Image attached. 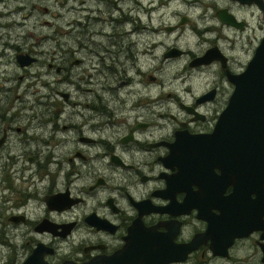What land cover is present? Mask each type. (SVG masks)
<instances>
[{"label": "flooded vegetation", "instance_id": "flooded-vegetation-1", "mask_svg": "<svg viewBox=\"0 0 264 264\" xmlns=\"http://www.w3.org/2000/svg\"><path fill=\"white\" fill-rule=\"evenodd\" d=\"M91 1L98 5L99 36L104 33L103 22L110 30L99 48V74L111 78L122 73L124 77L113 87L126 86L130 88L128 98L133 97L130 103L126 98L120 100L127 114L115 127L109 124L108 128L99 121L91 126L97 133L95 137L85 134L81 124L73 126L78 135L73 141L70 137L64 140L74 148L71 155H49L40 157L42 160H36L38 156L35 160L27 157L23 166L17 159L0 160V175H14L22 167L14 177L9 176L11 183L14 185L16 180L14 186L18 184L20 188L9 189L1 177V192L5 189L15 195L8 206V199L3 198L4 225L14 224L17 228L9 230L15 233L12 236L3 233L0 244L10 242V237L26 238L24 246L32 242L21 256L13 251V255L0 257V264H26L27 256L39 245L45 247L40 257L45 264H264L263 164L252 156V150L247 151L245 162L232 164L231 155L216 153L213 142H197L194 146L189 137L212 132L232 91L227 72L237 74L244 70L264 32L261 29L259 34L249 35L244 17L227 7H213L215 16L218 9L233 16L234 25L218 21L220 28L228 32L209 38L208 28L195 30L198 43L203 44L198 53L177 44L164 45L161 63L186 56L185 65L190 70L213 72V84L192 94L189 101L175 98L180 114L168 113L171 123L155 124L143 111L147 102H140V98H152L147 89L155 77L141 68L157 57L154 50L162 39L188 20L182 17V23L180 19L173 24L160 20L169 0H148L147 7L135 4L126 9L120 6L123 0ZM231 1L237 7H255L264 12L254 3ZM48 2L0 0V50L12 52L10 59L0 53V66L12 63L14 71H20L18 83L25 78L48 85L61 72H66V83H72L73 74L64 69L66 65L56 63L52 52L45 58L44 52L23 50L9 41L20 34L32 35L33 23L28 27V20L37 11L49 16ZM153 12L159 19L155 25L151 23ZM70 22L82 25L78 19ZM41 23L47 31L58 32L53 18ZM210 48L214 50L208 63L189 65ZM19 53L33 60L20 65L16 60ZM80 63V59L72 61ZM127 68L133 75L125 76ZM187 77L175 76L173 80L187 81ZM223 83L229 85L228 89L222 87ZM56 93L63 99L69 95ZM94 110L98 120L99 113L107 111L121 115L119 106L104 105ZM68 127L62 125L61 129ZM12 130L20 128L15 126ZM0 132L2 150L7 134L5 124ZM23 141L31 139L24 136ZM82 144H93L98 149L96 155H85L77 146ZM94 162H99V172L92 170ZM59 246L66 248L60 254Z\"/></svg>", "mask_w": 264, "mask_h": 264}, {"label": "rangeland", "instance_id": "rangeland-1", "mask_svg": "<svg viewBox=\"0 0 264 264\" xmlns=\"http://www.w3.org/2000/svg\"><path fill=\"white\" fill-rule=\"evenodd\" d=\"M47 1H49L48 5L50 8L49 16H43L41 11H37L28 20V27L31 28L30 23H33L32 35L20 34L16 36L14 41L10 39L9 41L23 50L30 48L31 52H36V50L44 52L46 54L45 58L47 53L52 52L55 55L56 63L66 65L64 69L73 74L71 76L72 83H66V72L57 73V80L50 81L49 84L47 83L48 85L36 82L34 79L25 78L22 79L21 83H18L17 76L20 71L17 69L14 71L12 63L0 66V129L5 124L7 133L2 143V150H0V160L15 162V159H17L19 166L25 165L24 161L27 157L35 160L38 156L36 160H42L40 157H48L49 155H71L74 148L67 146L64 140L70 137L73 141L78 135L77 131L72 129L73 126L78 127L81 124V129L85 134L95 137L97 133L93 131L95 129H92L91 126L97 125L99 121V124H105L108 128H111L109 124L115 127L116 123L120 122L127 114L124 105L120 104V100L126 98L128 99L127 103H130V98L133 97L128 98L129 95L127 96L130 88L127 89L126 86L113 87L118 83L119 79L124 77L122 73L111 78H104L102 74H99V48L105 44V35L109 34L110 30L107 22H103L104 27L101 30L104 33L99 36L98 5L91 0H83L85 1L83 3L70 0ZM147 1L123 0L120 2V6L123 9L131 8L135 4L147 7ZM183 1L186 0H169L168 8L160 20L164 23L173 24L185 17L188 22L185 20L184 23L179 25L178 31L167 35L166 39H162V43H159L154 50L157 57L153 58L150 64L141 68L142 71L150 72L155 77V80L148 85L147 89L152 98H140L142 104L147 102L143 111L151 122L155 124L171 123L172 121L167 116L168 113L172 115L180 114L175 98L189 101L192 94L198 93L213 84L210 81L213 72L210 73V71L207 72V70L202 69L190 70L185 65L186 56L171 60L167 64L161 63L160 52L164 45L177 44L181 48L198 53L203 44L200 45L198 43V37L194 33L195 30L208 28L207 35L209 38L218 32H228V30L225 31L224 27L220 28L219 20L213 14V7H227L237 16L244 17L249 24L247 29L249 35L251 33L254 35L259 34L261 29L264 32V12L260 13L255 7L240 8L231 3V0H192L195 7L190 6L189 8L188 4ZM202 12H205L204 16H200ZM259 14L261 15L259 16ZM52 18L58 29L56 33H53L52 30L47 31V27L41 23L43 19ZM72 18L80 20L82 25L78 26L74 22H70ZM157 21L159 19L156 13L153 12L151 14V23L155 25ZM0 53L5 59H10L12 52L11 49H4L3 51L0 50ZM63 59L65 62H60ZM73 59H80L81 63L78 65L72 64ZM117 70L119 71V68ZM132 72V70L127 68L125 76L126 74L133 75ZM174 74L176 76L179 74L183 77L188 76L186 78L187 81L171 79ZM192 79L193 81H191ZM222 87L228 89L229 85L223 83ZM26 89L27 91H25ZM35 89H38V92ZM56 91L68 92L69 95L66 99H63ZM38 93H41L40 97ZM166 93H170V95L166 97ZM99 97L102 98V101L99 100ZM104 105L107 108L119 106L121 115L107 111L106 113H99L98 120L94 109L100 110ZM158 113L163 114V117H158ZM126 120L130 121L128 117ZM26 123L28 124L27 126L24 125ZM64 124L69 126V130L67 128L61 129ZM15 126H18L20 130H12ZM24 136L31 139V141H23ZM77 146L84 151L85 155H96L98 150L93 144H90L89 147L85 144ZM54 160L60 161V159L56 158ZM90 166L91 164H89V169ZM21 168L18 167V171ZM92 170L99 172V162L92 163ZM8 174H1L0 182H3L1 181L3 176L9 189L20 188L18 184L14 186L18 183L16 180H14V185L11 183L12 178L10 177H14V175ZM17 179L20 182L19 176ZM14 196L8 190L4 189L3 192L0 190V239L3 233H8L12 236L15 233L9 232V230L12 231L17 228L14 224L4 225L3 198L8 199L6 204L8 206L13 202ZM25 239H13L10 237V242H2L3 244H0V257H4L7 254L13 255V251L19 256L23 255V252H27L32 243L29 241L24 246L23 242ZM5 245H8V247ZM17 245L19 246L18 248L16 247ZM65 249L59 246L58 254L64 252Z\"/></svg>", "mask_w": 264, "mask_h": 264}, {"label": "water", "instance_id": "water-1", "mask_svg": "<svg viewBox=\"0 0 264 264\" xmlns=\"http://www.w3.org/2000/svg\"><path fill=\"white\" fill-rule=\"evenodd\" d=\"M239 3H254L264 11L262 0H236ZM216 16L221 23L234 25L235 20L225 9H218ZM184 19H181L182 23ZM214 48L207 49L200 57L193 59L189 65L208 63ZM20 65L33 59L24 54H17ZM221 65L224 63L221 59ZM227 79L232 85L231 94L225 107L219 113L210 134L189 136L194 146L202 141L213 142V148L219 155L228 152L232 164H242L248 159L247 151L252 150L264 170V36L256 46L252 58L243 71L237 74L227 72ZM211 93V92H210ZM175 142V141H174ZM176 144V142H175ZM172 146L171 149H174ZM45 250L42 245L34 247L24 262L26 264H45L40 260Z\"/></svg>", "mask_w": 264, "mask_h": 264}, {"label": "bare ground", "instance_id": "bare-ground-1", "mask_svg": "<svg viewBox=\"0 0 264 264\" xmlns=\"http://www.w3.org/2000/svg\"><path fill=\"white\" fill-rule=\"evenodd\" d=\"M194 1V0H193ZM208 1V0H207ZM184 3H187L188 4V6H189V8H190V6L191 7H195V4L192 2V0H186V1H183ZM192 9V8H191ZM204 18V17H203ZM225 30V29H224ZM225 31H227V30H225ZM190 36H192V35H190ZM194 36V35H193ZM103 37V36H102ZM198 40V39H197ZM191 41V40H190ZM106 58V57H105ZM182 73V72H181ZM192 75V74H191ZM194 75V74H193ZM192 75V76H193ZM175 74L171 77V79H174L175 78ZM178 76H180V74L178 75ZM195 76V75H194ZM191 81H193V79L191 80ZM196 81H198V80H196ZM195 82V81H194ZM196 85V84H195ZM26 91V90H25ZM26 94V93H25ZM19 97V96H18ZM160 98V97H159ZM156 100V99H155ZM154 100V101H155ZM158 100V99H157ZM21 101V100H20ZM153 101V100H152ZM154 103V102H153ZM87 106V105H86ZM82 107V106H81ZM78 108V107H77ZM161 116H163V114H161ZM65 125V124H64ZM66 126V125H65ZM105 128V127H104Z\"/></svg>", "mask_w": 264, "mask_h": 264}]
</instances>
